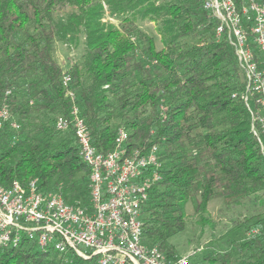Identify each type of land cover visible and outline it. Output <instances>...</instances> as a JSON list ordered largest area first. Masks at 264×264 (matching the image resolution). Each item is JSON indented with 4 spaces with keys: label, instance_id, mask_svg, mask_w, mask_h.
Here are the masks:
<instances>
[{
    "label": "trees",
    "instance_id": "obj_1",
    "mask_svg": "<svg viewBox=\"0 0 264 264\" xmlns=\"http://www.w3.org/2000/svg\"><path fill=\"white\" fill-rule=\"evenodd\" d=\"M143 22L154 23L160 47ZM215 26L199 0H0V104L19 124L0 129V185L37 179L65 202H88L89 167L72 124L55 125L58 116L70 120L76 104L97 151L113 149L119 128L127 150L157 148L161 179L141 221L143 238L168 259L178 256L169 239L185 228L188 202L201 224L214 197L227 205L253 197L264 207L256 104L253 95L245 102L244 74ZM57 43L82 45L79 59L64 68ZM236 228L227 249L188 264H264V214ZM0 264L98 263L25 241L0 246Z\"/></svg>",
    "mask_w": 264,
    "mask_h": 264
},
{
    "label": "built area",
    "instance_id": "obj_2",
    "mask_svg": "<svg viewBox=\"0 0 264 264\" xmlns=\"http://www.w3.org/2000/svg\"><path fill=\"white\" fill-rule=\"evenodd\" d=\"M215 19V33L233 47L245 77L244 100L254 97L251 128L264 149V0H199ZM68 74L63 83L69 82ZM10 94V89L5 95ZM71 99L73 93L68 92ZM248 106V104H247ZM70 120L58 116L55 125L69 121L89 167L88 202L68 203L61 194L39 188L37 179L0 185V246L32 242L39 249H70L98 264H188V256L168 259L143 238L141 211L150 189L161 179L158 150H127L126 131L119 128L112 150L101 153L92 145L89 130L72 104ZM10 121L9 105L0 104V129ZM256 228L250 234L256 233Z\"/></svg>",
    "mask_w": 264,
    "mask_h": 264
},
{
    "label": "rangeland",
    "instance_id": "obj_3",
    "mask_svg": "<svg viewBox=\"0 0 264 264\" xmlns=\"http://www.w3.org/2000/svg\"><path fill=\"white\" fill-rule=\"evenodd\" d=\"M141 25L148 34L154 37L157 46L160 47L154 23L143 22ZM82 50V45L75 50H71L57 43L56 57L60 64L67 68L72 60L79 59ZM186 212L185 228L171 236L169 241L175 246L178 256L187 255L188 262H190V256L193 255L199 263H202V255L212 248L227 249L229 241L233 237L240 236V234H237L236 225L256 213L264 214V207L255 201L253 197H247L240 203L231 205L225 204L221 197H214L208 202L206 209L208 219L203 224L199 221L198 216L194 214L190 202L186 204ZM241 231L242 229H239V232Z\"/></svg>",
    "mask_w": 264,
    "mask_h": 264
}]
</instances>
